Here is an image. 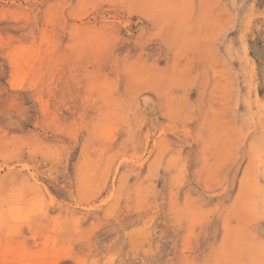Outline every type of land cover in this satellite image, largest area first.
I'll list each match as a JSON object with an SVG mask.
<instances>
[{
  "label": "rangeland",
  "instance_id": "1",
  "mask_svg": "<svg viewBox=\"0 0 264 264\" xmlns=\"http://www.w3.org/2000/svg\"><path fill=\"white\" fill-rule=\"evenodd\" d=\"M0 264H264V0H0Z\"/></svg>",
  "mask_w": 264,
  "mask_h": 264
},
{
  "label": "bare ground",
  "instance_id": "2",
  "mask_svg": "<svg viewBox=\"0 0 264 264\" xmlns=\"http://www.w3.org/2000/svg\"><path fill=\"white\" fill-rule=\"evenodd\" d=\"M224 11V10H223ZM235 27V26H234ZM133 107V106H132ZM186 209V208H185ZM36 214V213H35ZM55 248V247H54ZM56 256V255H55ZM25 258H26V256H25ZM27 259V258H26Z\"/></svg>",
  "mask_w": 264,
  "mask_h": 264
}]
</instances>
